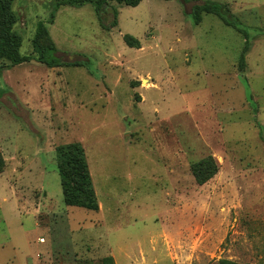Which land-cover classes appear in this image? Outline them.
<instances>
[{
	"label": "rangeland",
	"instance_id": "1",
	"mask_svg": "<svg viewBox=\"0 0 264 264\" xmlns=\"http://www.w3.org/2000/svg\"><path fill=\"white\" fill-rule=\"evenodd\" d=\"M67 1L14 4L33 60L0 62V264H264V0H193L228 4L249 27L253 107L244 36L218 17L196 26L178 0H142L113 3L117 25L104 27L92 5ZM40 22L78 66L36 62ZM72 143L101 213L64 203L56 148ZM207 157L219 173L199 186L191 167Z\"/></svg>",
	"mask_w": 264,
	"mask_h": 264
},
{
	"label": "trees",
	"instance_id": "2",
	"mask_svg": "<svg viewBox=\"0 0 264 264\" xmlns=\"http://www.w3.org/2000/svg\"><path fill=\"white\" fill-rule=\"evenodd\" d=\"M17 0H0V62H9L12 66H20L30 63L33 59L23 57L21 48L22 37L17 33L16 27L19 23L18 16L14 11V4ZM169 1V0H166ZM185 6V13L191 16L196 26L203 22V16L214 15L218 17L226 26L233 28L244 36L245 46L239 61V71L243 85L247 90V98L250 103L251 93L248 81L243 78L246 69V55L251 49V38L249 27L242 26L240 19L232 14L228 4L219 2H196L193 0H178ZM126 6L131 8L138 7L142 0H68L63 5L71 7H82L86 4L92 5L97 18L102 26L105 27L106 19L112 18V26L117 25L118 11L112 5ZM191 6V13L187 14L186 7ZM55 16L49 24H54ZM105 22V23H104ZM246 30H244V28ZM124 41L130 48L141 49L140 41L125 36ZM34 54L36 62L56 68L64 65L78 66L79 61H67L57 52L56 45L50 35L47 23L40 22L37 26L35 38L33 40ZM63 59H62V58ZM255 123L260 130V138L264 142L263 127L257 119L258 110L254 108ZM57 171L59 173L61 187L63 191L64 203L67 207L80 208L89 212L98 213L100 210L99 202L93 185L91 172L89 169L86 153L81 143H72L56 148ZM5 160L0 154V175L5 169ZM192 175L199 186H204L213 180L219 173V166L213 157H207L195 163L191 167ZM83 264H116L113 257H105L98 263L84 262ZM219 264H240L230 260L222 259Z\"/></svg>",
	"mask_w": 264,
	"mask_h": 264
},
{
	"label": "crops",
	"instance_id": "3",
	"mask_svg": "<svg viewBox=\"0 0 264 264\" xmlns=\"http://www.w3.org/2000/svg\"><path fill=\"white\" fill-rule=\"evenodd\" d=\"M72 8H78V7H72ZM49 29V28H48ZM50 32V31H49ZM51 35V34H50ZM142 49V48H141ZM223 72L224 71H219V70H216L215 72H214V74H212V77L215 79V81L217 82L218 80H217V78L219 77V76H222L223 75ZM243 76V78H245L246 80H247V78L244 76V74L242 75ZM239 78H240V81H241V83H242V78H241V75H239ZM248 81V80H247ZM248 84H249V82H248ZM242 85H243V83H242ZM249 86H250V84H249ZM218 104V103H217ZM216 104V105H217ZM215 105V106H216ZM214 106V105H213ZM262 125V127H263V134H264V125L263 124H261ZM99 206H100V210H99V212L98 213H101L102 212V210H103V208H102V205H100L99 204Z\"/></svg>",
	"mask_w": 264,
	"mask_h": 264
},
{
	"label": "built area",
	"instance_id": "4",
	"mask_svg": "<svg viewBox=\"0 0 264 264\" xmlns=\"http://www.w3.org/2000/svg\"><path fill=\"white\" fill-rule=\"evenodd\" d=\"M43 242V241H42Z\"/></svg>",
	"mask_w": 264,
	"mask_h": 264
}]
</instances>
